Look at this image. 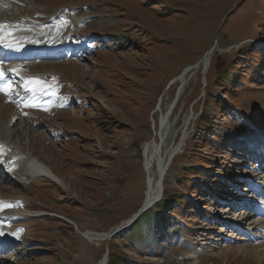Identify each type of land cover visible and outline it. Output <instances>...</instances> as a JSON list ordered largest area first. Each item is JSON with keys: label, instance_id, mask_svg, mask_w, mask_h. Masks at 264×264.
Here are the masks:
<instances>
[{"label": "rangeland", "instance_id": "1", "mask_svg": "<svg viewBox=\"0 0 264 264\" xmlns=\"http://www.w3.org/2000/svg\"><path fill=\"white\" fill-rule=\"evenodd\" d=\"M24 28L16 52L32 36L40 56L0 61L21 67L0 84V157L30 153L59 179L0 168V233L15 240L0 264H264V175L247 181L260 168L245 159L264 148V0H0L4 38ZM170 151L163 191L189 192L175 222L114 238Z\"/></svg>", "mask_w": 264, "mask_h": 264}, {"label": "bare ground", "instance_id": "2", "mask_svg": "<svg viewBox=\"0 0 264 264\" xmlns=\"http://www.w3.org/2000/svg\"><path fill=\"white\" fill-rule=\"evenodd\" d=\"M19 48L21 49L20 46H19ZM7 52H8V49H7ZM207 52L205 53V55H203V57L201 59V63L203 64V66L206 69L209 66L208 62L210 60V55H211L210 53H207ZM0 88H1V86H0ZM2 132L0 133V136H3V135H1ZM4 149H6V148H4ZM7 151H8V149H7ZM170 152H168L165 157L157 159L156 166H155L156 169H155V171L153 173L149 169V175L150 176L147 175V177H146V186H147L146 190L147 191H146V194H145V198H146L147 201H152L155 198L156 191H158V187H161L163 189V186H162L163 177H164L165 171H167V168H168V165H169L171 159L173 158L172 156L174 155V151H172L171 153ZM29 154L27 153V155H25L24 157H21V158L18 157L14 161H11V159H9V157L7 158L6 153L5 154L3 153L4 156H2V155L1 156L4 159V162L1 161V157H0V164H4L8 171H11V172L15 171L16 173L15 172L14 173L19 176L18 177L16 175L17 178H23L24 176H26V177L29 176L31 178L39 176V177H47V178H49L51 180L54 179L55 181L57 180V182H58L59 178L50 170V168L46 167L47 165L45 166L42 162H39L36 159V157H32ZM8 155L10 156L9 153H8ZM152 155H153V153H151V156ZM167 161H168V163H166ZM23 173H26V174L24 175ZM14 214L19 216L20 218H26V217H29L32 214V211L31 210H27V209L24 210V208H22V209H19V210H15ZM87 236L90 239L94 238L91 234H87ZM91 237H93V238H91ZM97 237H98V239H102L103 238L102 236H99V235ZM254 254L258 258V260H262L264 258V250H261V252H255ZM102 261H103V263L101 261L100 262L102 264H105L106 258H104Z\"/></svg>", "mask_w": 264, "mask_h": 264}, {"label": "trees", "instance_id": "3", "mask_svg": "<svg viewBox=\"0 0 264 264\" xmlns=\"http://www.w3.org/2000/svg\"><path fill=\"white\" fill-rule=\"evenodd\" d=\"M220 31L221 30H219V32L216 36L217 39H219L218 35H219ZM204 130H205V128H199V129H197V132L200 134ZM195 166H197V165L193 164V167H195ZM196 179H197V177H195V179L192 180V182H195ZM177 182L179 184L184 183V179H182V180L177 179ZM176 189H173L172 192H170L169 190H164L160 201H158L157 203H155L154 206H152L151 208L147 209L144 213H142L141 216L130 227L127 228L128 232L135 229L136 227H137V229L140 230L139 225H140V221L143 218L145 221L144 222L145 225L147 227L152 228L153 232H159L166 225V223H170V222L175 221L176 218L173 217L174 215L170 211L173 210L174 208H176L177 206H180L182 201L184 199L186 200V198H185L186 193H189L184 188H182L183 190L177 189L179 192ZM136 233H138V232H136ZM140 237L141 238L144 237V230L140 234ZM132 243H134L133 240H132ZM109 254L111 256L113 255V252L111 249L109 251ZM124 261H125L124 264H146L145 261L131 259V258H127V257L124 259ZM109 262H110L109 264H111L112 260L110 259Z\"/></svg>", "mask_w": 264, "mask_h": 264}, {"label": "water", "instance_id": "4", "mask_svg": "<svg viewBox=\"0 0 264 264\" xmlns=\"http://www.w3.org/2000/svg\"><path fill=\"white\" fill-rule=\"evenodd\" d=\"M209 52H210V51H208L207 53H209ZM161 190H162V188H161V187H158V191H157V193H156V195H155V198H154L152 201H147L146 198H145V199H144V202H143V207H146V206L150 205L154 200H156V199L159 197V195H160V193H161ZM122 228H123V227L121 226L119 229L114 230L113 233L116 234V233L119 232ZM97 238H98V237H97ZM104 258H106L105 255L103 256V259H104ZM103 259L100 260L102 263H103V261H102ZM100 261H98L97 264H100V263H101ZM102 263H101V264H102Z\"/></svg>", "mask_w": 264, "mask_h": 264}, {"label": "snow or ice", "instance_id": "5", "mask_svg": "<svg viewBox=\"0 0 264 264\" xmlns=\"http://www.w3.org/2000/svg\"><path fill=\"white\" fill-rule=\"evenodd\" d=\"M0 235H3V233H0Z\"/></svg>", "mask_w": 264, "mask_h": 264}]
</instances>
